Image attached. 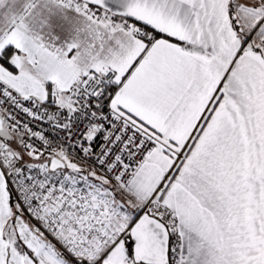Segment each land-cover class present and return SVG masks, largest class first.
I'll return each instance as SVG.
<instances>
[{"label":"snow or ice","instance_id":"6c2138e0","mask_svg":"<svg viewBox=\"0 0 264 264\" xmlns=\"http://www.w3.org/2000/svg\"><path fill=\"white\" fill-rule=\"evenodd\" d=\"M0 264H264V0H0Z\"/></svg>","mask_w":264,"mask_h":264}]
</instances>
